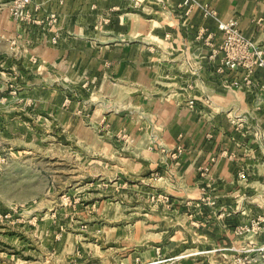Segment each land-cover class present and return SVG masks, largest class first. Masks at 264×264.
<instances>
[{"label": "crops", "instance_id": "crops-1", "mask_svg": "<svg viewBox=\"0 0 264 264\" xmlns=\"http://www.w3.org/2000/svg\"><path fill=\"white\" fill-rule=\"evenodd\" d=\"M199 1L224 21L238 19L246 37L264 43V0ZM183 2L33 0L29 36L45 41L56 33L51 50L82 53L88 61L100 48L96 65L111 69L98 72L105 89L134 101L135 112L120 114L114 132L145 157L157 176L153 185L170 195L173 211H183L181 226L161 232L167 244L135 252L137 260L155 264L189 252L167 264H228L231 258L252 264L237 257L264 248V72L256 68L251 83H243L245 70L223 63L218 22ZM177 147L183 152L173 158L168 151Z\"/></svg>", "mask_w": 264, "mask_h": 264}, {"label": "rangeland", "instance_id": "rangeland-1", "mask_svg": "<svg viewBox=\"0 0 264 264\" xmlns=\"http://www.w3.org/2000/svg\"><path fill=\"white\" fill-rule=\"evenodd\" d=\"M11 1L0 0V264H143L135 252L167 244L183 211L114 132L134 101L105 89L100 48L95 64L58 55L59 35L34 40ZM237 258L264 264V248Z\"/></svg>", "mask_w": 264, "mask_h": 264}, {"label": "built area", "instance_id": "built-area-1", "mask_svg": "<svg viewBox=\"0 0 264 264\" xmlns=\"http://www.w3.org/2000/svg\"><path fill=\"white\" fill-rule=\"evenodd\" d=\"M33 0H12L10 3V11L16 18L30 17L29 5ZM183 6L188 7V11L192 7H199L203 13L215 19L218 22L219 29L224 31L225 39L220 47L223 52V63L230 69L243 68L245 77L243 83H251V76L256 68H260L264 72V43L258 44L254 40L246 37L239 28V21L236 18H231L227 21L220 19L217 11L209 4L201 3L199 0H184ZM218 51H215L213 56ZM264 78V77H263ZM235 85L240 86L241 82L235 81ZM193 102H191V105ZM166 151L165 148L162 149ZM183 150L181 147L169 152L173 158L181 156ZM207 170V169H206ZM239 177L245 178L244 171L239 172Z\"/></svg>", "mask_w": 264, "mask_h": 264}]
</instances>
